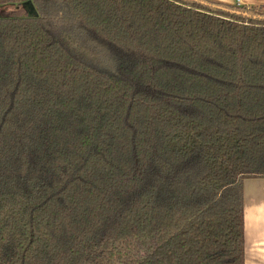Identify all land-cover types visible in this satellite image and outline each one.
Wrapping results in <instances>:
<instances>
[{
	"label": "trees",
	"instance_id": "obj_1",
	"mask_svg": "<svg viewBox=\"0 0 264 264\" xmlns=\"http://www.w3.org/2000/svg\"><path fill=\"white\" fill-rule=\"evenodd\" d=\"M264 178V13L0 0V264H246Z\"/></svg>",
	"mask_w": 264,
	"mask_h": 264
},
{
	"label": "crops",
	"instance_id": "obj_2",
	"mask_svg": "<svg viewBox=\"0 0 264 264\" xmlns=\"http://www.w3.org/2000/svg\"><path fill=\"white\" fill-rule=\"evenodd\" d=\"M236 5V0H210ZM242 6H264V0H241ZM246 264H264V178L245 181Z\"/></svg>",
	"mask_w": 264,
	"mask_h": 264
},
{
	"label": "rangeland",
	"instance_id": "obj_3",
	"mask_svg": "<svg viewBox=\"0 0 264 264\" xmlns=\"http://www.w3.org/2000/svg\"><path fill=\"white\" fill-rule=\"evenodd\" d=\"M210 1V0H209ZM214 2V1H212ZM215 3H218V2H215ZM222 4V3H221ZM231 6H238L237 4L236 5H231ZM242 6V5H241ZM247 7V6H246ZM254 8V7H253ZM258 9V12H261V13H264V6H257L255 7Z\"/></svg>",
	"mask_w": 264,
	"mask_h": 264
},
{
	"label": "built area",
	"instance_id": "obj_4",
	"mask_svg": "<svg viewBox=\"0 0 264 264\" xmlns=\"http://www.w3.org/2000/svg\"><path fill=\"white\" fill-rule=\"evenodd\" d=\"M237 1V5L241 6V0H236Z\"/></svg>",
	"mask_w": 264,
	"mask_h": 264
}]
</instances>
